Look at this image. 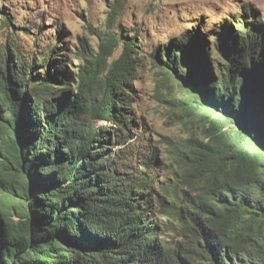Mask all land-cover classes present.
<instances>
[{"label":"trees","instance_id":"obj_1","mask_svg":"<svg viewBox=\"0 0 264 264\" xmlns=\"http://www.w3.org/2000/svg\"><path fill=\"white\" fill-rule=\"evenodd\" d=\"M234 23L211 54L198 35L152 54L209 125L210 142L188 139L179 159L199 187L166 191L169 202L155 174L120 162L136 123L135 41L110 66L118 42L108 38L75 80L54 71V51L41 63L0 54V264H264V28ZM152 199L172 217L177 246L160 237Z\"/></svg>","mask_w":264,"mask_h":264},{"label":"rangeland","instance_id":"obj_2","mask_svg":"<svg viewBox=\"0 0 264 264\" xmlns=\"http://www.w3.org/2000/svg\"><path fill=\"white\" fill-rule=\"evenodd\" d=\"M1 13L10 16L13 28L0 19V54L20 51L41 63L42 54L54 51V71H65L74 80L77 69L86 64V55H101L108 38L118 42L110 49V66L126 56L127 42L135 41L129 101L136 123L133 139L118 148L124 150L120 162L131 174H155L158 182L153 190L160 197L166 191L180 196L183 191L195 193L199 185L188 183L179 159L188 139L210 142L209 125L204 122L207 114L196 97L154 63L152 54H162L165 46L197 35L211 54L227 27L233 32L241 16L264 28V0H0ZM98 126L114 127L105 120ZM152 204L160 237L177 246L180 234L172 217L155 199Z\"/></svg>","mask_w":264,"mask_h":264},{"label":"clouds","instance_id":"obj_3","mask_svg":"<svg viewBox=\"0 0 264 264\" xmlns=\"http://www.w3.org/2000/svg\"><path fill=\"white\" fill-rule=\"evenodd\" d=\"M101 121H104V120H101ZM101 121H100V122H101ZM105 121H106V120H105Z\"/></svg>","mask_w":264,"mask_h":264}]
</instances>
